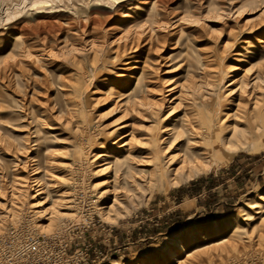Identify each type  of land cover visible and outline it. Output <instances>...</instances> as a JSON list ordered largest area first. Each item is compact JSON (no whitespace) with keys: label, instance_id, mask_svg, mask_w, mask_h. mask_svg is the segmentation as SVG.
I'll return each instance as SVG.
<instances>
[{"label":"rangeland","instance_id":"1","mask_svg":"<svg viewBox=\"0 0 264 264\" xmlns=\"http://www.w3.org/2000/svg\"><path fill=\"white\" fill-rule=\"evenodd\" d=\"M33 1L0 0V259L264 264V0ZM212 102L244 143L180 170L205 137L162 128Z\"/></svg>","mask_w":264,"mask_h":264},{"label":"bare ground","instance_id":"2","mask_svg":"<svg viewBox=\"0 0 264 264\" xmlns=\"http://www.w3.org/2000/svg\"><path fill=\"white\" fill-rule=\"evenodd\" d=\"M96 1H104L106 3H109V5H114V6L116 5L117 6V4L123 0H96ZM48 2L49 1H47V0H36V1L32 2L33 3L32 5H36V6L39 5L38 8H46L45 6L48 5ZM32 9H35V8L33 7ZM116 9H117V7H116ZM128 9H130V8H128ZM121 15L125 16L128 14H126L125 12H122ZM174 87H175V85H173V83L172 84H165L164 88L161 87V90H163L162 94H164V95L157 98V100H159L158 105L160 104V102H162V99L165 96H170L173 94L171 92H172ZM136 89H137V87L135 85L132 90L136 91ZM158 90L160 91V88H158ZM248 96L250 97V100H252V104L254 105L252 108H254L255 113H257L259 111V105L256 103V98L254 97V95H251L250 93L248 94ZM172 99H175V97H173ZM156 104H157V102H156ZM189 109H191L190 113L194 112V110H196V113H200V112H198L196 107L190 106ZM221 111H222V105L218 102H214V103L212 102L209 105V108H207V110L204 112L205 116L202 119L199 116H197V118H196V116L189 117V116L184 115L185 117H187V119L182 120L180 125H178V123H177V122H179L180 119L175 118L176 116H174V118L168 119L170 121L169 125L165 128H162V131L164 132L165 135H167V138H168V136H170V137L172 136V138H170L168 142H171L176 138L182 137L184 134H192L193 133V130H192L193 127L197 128L199 130V132H197V133L201 134L203 137H205L204 140H206L204 148L200 147L201 146L200 142H196L195 140H191V139L185 140V144H184L185 147L181 149L183 156L181 157V160L179 161L180 162V166H179L180 170H182L184 168L188 169L189 171L191 169L193 170L199 164H201L202 159L206 155L210 159H212L214 152H215L214 149L220 148L224 145H231V144L232 145L233 144L238 145L239 143L240 144L244 143L243 140L246 138V135L239 132L236 127L228 128V125H225L223 123L224 119L227 116V112H223V116H222L223 120H221V115H220ZM183 113H187V112H183ZM256 115L257 114H255V117H256ZM174 128H180V130L176 131V132L172 131ZM241 138H242V140H241ZM189 141L191 142V145H193V146L190 145L191 147H187V145L189 144ZM115 147H120V144L118 143ZM102 155H103V153H98L95 157H101ZM112 158L113 159L110 161V164L114 165V170L116 171V168L118 167V165H120V162L115 161L114 157H112ZM123 163L124 162H122L121 164H123ZM159 167H160L159 163H156L155 168H159ZM36 169L37 168L34 169L35 170V172H33L34 174H36L38 172V171H36ZM33 182H34L33 185H35L36 187L40 186V182H39V179L37 177H34ZM34 191H35V195L40 194L41 193V187L36 188ZM57 202L58 201L56 200L53 203V205H55ZM250 205L252 208L256 209L255 211H253L254 214H258L261 212V209H264V205H262V204L260 205L258 202H253ZM262 219L264 220V217L261 218V221H263ZM183 248H184L183 246H180V245L177 246V250H179V252L183 251ZM189 254H190V252L187 251L186 256H188Z\"/></svg>","mask_w":264,"mask_h":264},{"label":"built area","instance_id":"3","mask_svg":"<svg viewBox=\"0 0 264 264\" xmlns=\"http://www.w3.org/2000/svg\"><path fill=\"white\" fill-rule=\"evenodd\" d=\"M46 240H48V237L43 235L42 239L41 238H40V240L34 239V241H31L32 250H34L33 249V247H34L33 244H35L36 242L38 243L39 241L40 242H46ZM1 246H2L1 249H4V251H5L4 252L5 255H4V257H2L0 259V264H13V263H15V261H18L20 259L26 260V258L29 257L30 254L34 255L33 251H25L24 252V251H21V250L20 251L13 250L11 242H6L5 240L2 242Z\"/></svg>","mask_w":264,"mask_h":264}]
</instances>
